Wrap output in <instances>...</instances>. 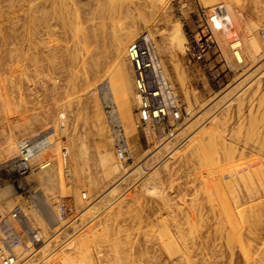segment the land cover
Listing matches in <instances>:
<instances>
[{
  "label": "rangeland",
  "instance_id": "obj_1",
  "mask_svg": "<svg viewBox=\"0 0 264 264\" xmlns=\"http://www.w3.org/2000/svg\"><path fill=\"white\" fill-rule=\"evenodd\" d=\"M220 5L240 30L213 31L216 48L189 61L200 10ZM262 29L264 0H0V214L18 207L38 235L22 238L17 264H264ZM141 35L173 101L144 131L127 57ZM44 138L24 177L6 166L21 141ZM230 171L246 179L241 195L258 188L256 219L227 211Z\"/></svg>",
  "mask_w": 264,
  "mask_h": 264
},
{
  "label": "built area",
  "instance_id": "obj_2",
  "mask_svg": "<svg viewBox=\"0 0 264 264\" xmlns=\"http://www.w3.org/2000/svg\"><path fill=\"white\" fill-rule=\"evenodd\" d=\"M204 26L200 33L189 37L184 44L183 52L187 59L202 62L206 55L216 48L213 36V24L221 9L215 7L210 13L200 10ZM259 37L264 44V29L259 31ZM127 57L133 68V75L138 97L136 127L144 130H154L167 116V103L173 106L171 90L165 79L160 59L154 43L148 35L136 38L127 48ZM32 142H23L19 146L20 156L9 163L7 167L18 177H24L31 169L27 154ZM25 237L31 242L38 241L37 232L23 222L21 210L18 207L0 214V264H17L18 253L15 249Z\"/></svg>",
  "mask_w": 264,
  "mask_h": 264
},
{
  "label": "bare ground",
  "instance_id": "obj_3",
  "mask_svg": "<svg viewBox=\"0 0 264 264\" xmlns=\"http://www.w3.org/2000/svg\"><path fill=\"white\" fill-rule=\"evenodd\" d=\"M160 1V0H159ZM163 0H161L162 2ZM167 1V0H166ZM146 2V1H144ZM221 2V1H220ZM223 2H225V0H223ZM227 2V1H226ZM165 3V2H164ZM160 4V3H158ZM221 6V5H220ZM219 9H221V12L219 13V15L217 16V18L215 19L214 21V24H213V29L215 31H220L219 34L221 35V39L223 40H226V39H229V37H231L233 34L235 35V33L240 30V21H239V17L238 15L232 11V9L229 7V6H221ZM252 26V25H251ZM253 27V26H252ZM245 29V28H244ZM255 29V28H254ZM252 32V31H251ZM235 37V36H234ZM233 38V37H232ZM248 39V38H247ZM230 41V40H228ZM257 41V40H256ZM224 42V41H223ZM226 42V41H225ZM237 43V42H236ZM258 43V41H257ZM257 43L255 42L254 39H248V42H247V50L249 52V54L253 57L255 55L258 54L259 52V46L257 45ZM233 46V45H232ZM240 46V45H239ZM238 46V47H239ZM126 50V49H125ZM239 53V51H237ZM236 52V54H237ZM242 56V55H241ZM240 55L237 54V58L239 61L242 62V57ZM256 57V56H255ZM259 57V56H258ZM254 60V59H253ZM255 61V60H254ZM10 77V76H9ZM96 85V84H95ZM93 88V87H92ZM243 93V92H242ZM1 94V93H0ZM243 95V94H242ZM125 99L127 100V96H125ZM137 100L138 97H137ZM22 115V114H21ZM98 115V113H97ZM96 116V115H95ZM59 117H63V114H60ZM23 121V120H22ZM61 123V122H60ZM61 126V125H60ZM42 133V132H41ZM44 133V132H43ZM133 134V133H132ZM38 136V135H37ZM51 141V140H50ZM51 142H49L48 138H44L40 141H37V142H32L31 146H29V153L27 154V159L28 160H31L32 158H36V159H39L41 158V156L43 155L44 151L46 148H48L51 144ZM20 144H23V141L20 142ZM12 144L9 143V140H8V143H7V148L8 150H13V147L11 146ZM200 144H198L199 146ZM54 152L56 148H52ZM47 151V149H46ZM48 153V152H47ZM55 156V154H54ZM81 156V155H80ZM46 158V157H45ZM52 158V157H51ZM54 159V157H53ZM34 160V159H33ZM31 163V162H30ZM36 165V164H35ZM34 165V166H35ZM43 165V164H41ZM48 165V164H47ZM43 171H41V175L44 174L45 178H47V181L49 182L51 177H50V172H51V169H47L46 170V167L44 168L43 166ZM228 178L225 180V184L226 186L229 188V189H232L234 190L233 191V194H236L238 193L237 197L235 200H233V196H232V201H234L233 203L234 204H227V207L226 209H228L227 211H230L229 213H232V217L234 216V209L236 210V215L239 216V219H241L242 222H244V219H245V214H246V211L249 210L255 217H253L254 219H256L258 217V210L256 209L258 207V204L256 203H253L251 204L254 199H255V194L257 193V187L255 188L256 191L254 190V192L252 191V193H249L248 192V189L244 188L246 190V194H243L241 195L240 193H242L241 191H238L240 190L239 187H243V184H244V181L246 179H244V177L242 175H238L232 171L228 172ZM246 173V172H245ZM245 176H251L250 175V172H247V174H244ZM32 176V175H31ZM255 177V176H254ZM260 176H256L255 178H253L252 176L250 177L251 179V183L254 184V186H257V184L263 188V184L262 182L260 181L261 179L259 178ZM247 178V177H246ZM250 182V181H249ZM259 187V188H260ZM250 190L252 189V187L250 186L249 187ZM8 190V189H7ZM236 192V193H235ZM250 203V206L248 207V203ZM247 206V207H246ZM246 207V208H245ZM225 211V210H224ZM33 214V213H31ZM36 216V215H35ZM229 216V215H228ZM230 217V216H229ZM34 218V217H33ZM36 218V217H35ZM39 222V220H37ZM241 222V223H242ZM237 223V222H236ZM194 227V226H193ZM194 230V229H193ZM196 230V229H195ZM97 235V234H96ZM126 240V239H125ZM85 241V239H84ZM87 242V241H86ZM84 242V243H86ZM83 246V245H82ZM45 247V246H43ZM114 248L113 247V252H114ZM203 248V247H202ZM40 249V248H39ZM79 252V251H78ZM116 254V253H114ZM19 255V254H18ZM69 256V255H68ZM23 257V256H22ZM64 258V257H63ZM62 258V259H63ZM72 258V257H71ZM67 259V257H66ZM69 260H67L68 262L72 263L73 262V259L70 260V258L68 257ZM64 261L61 260V262H63V264H67V262L65 261V258L63 259ZM74 263V262H73ZM72 263V264H73ZM81 263V262H80ZM210 264V263H209Z\"/></svg>",
  "mask_w": 264,
  "mask_h": 264
}]
</instances>
